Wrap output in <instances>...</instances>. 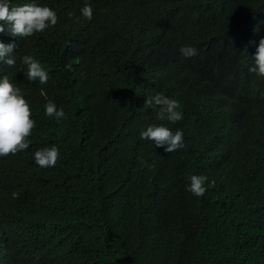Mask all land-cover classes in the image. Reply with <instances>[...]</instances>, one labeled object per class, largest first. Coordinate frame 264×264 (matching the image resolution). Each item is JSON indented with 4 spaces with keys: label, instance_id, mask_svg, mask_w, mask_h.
Segmentation results:
<instances>
[{
    "label": "trees",
    "instance_id": "obj_1",
    "mask_svg": "<svg viewBox=\"0 0 264 264\" xmlns=\"http://www.w3.org/2000/svg\"><path fill=\"white\" fill-rule=\"evenodd\" d=\"M25 3L58 23L0 34L15 44L0 79L21 89L36 124L27 150L0 157V263L264 264V77L250 72L264 0H9ZM223 38L245 56L222 55ZM25 55L47 84L28 81ZM158 93L179 102L181 121L145 108ZM49 102L67 119L48 117ZM154 124L182 131L185 148L141 139ZM53 146L56 166L41 168L35 152ZM192 175L208 178L204 196L187 191Z\"/></svg>",
    "mask_w": 264,
    "mask_h": 264
},
{
    "label": "clouds",
    "instance_id": "obj_2",
    "mask_svg": "<svg viewBox=\"0 0 264 264\" xmlns=\"http://www.w3.org/2000/svg\"><path fill=\"white\" fill-rule=\"evenodd\" d=\"M85 19L93 18V9L89 4L81 10ZM69 17L74 13L69 12ZM79 20V18H77ZM58 23L57 13L47 6H38L35 3H25L20 6L10 7L9 0H0V34L6 31L3 25H7V31L10 35L20 38L32 37L36 33H43L46 29L56 26ZM173 28L172 35L174 41L177 37V27L169 24ZM159 33H156L157 38ZM210 39L211 45H217L218 36H205ZM177 40V39H176ZM15 48V44H4L0 42V62L6 63L8 66H15V59L9 58ZM219 49L222 55H227L230 59L235 55H243L247 53L243 49L230 51L228 49V41L221 40ZM180 52L185 58H192L198 55L195 47L183 46ZM255 67L250 72L255 73L259 77H264V39H260L257 53L255 56ZM22 64L27 66L26 77L28 81H39L40 84H47L49 81L48 72L42 67L39 61L32 56L25 55L22 57ZM71 70V65L66 66ZM158 108L157 118L161 121L167 120L176 123L183 119L182 112L179 111L181 105L177 100L170 99L163 94L149 96L145 101V108ZM46 115L53 117L59 121L67 119L63 108L57 110V106L49 102L45 105ZM31 108L21 89L14 86L7 75L0 79V157L14 155L22 150H27L30 146L29 137L33 129L36 127L35 121L31 119ZM141 139L151 140L156 148L163 147L165 152L173 153L179 149L185 148L183 140V132L180 130L171 131L163 125H151L141 132ZM59 158V149L55 146L45 148L35 152V162L41 168L55 167ZM154 167V165H149ZM208 180L206 176L192 175L190 177V186L187 191L196 197L204 196L207 189L205 183ZM0 264H10L9 258H5Z\"/></svg>",
    "mask_w": 264,
    "mask_h": 264
}]
</instances>
